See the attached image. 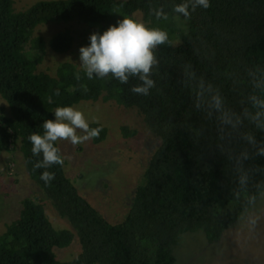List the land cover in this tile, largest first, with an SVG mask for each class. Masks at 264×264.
<instances>
[{
    "label": "trees",
    "instance_id": "16d2710c",
    "mask_svg": "<svg viewBox=\"0 0 264 264\" xmlns=\"http://www.w3.org/2000/svg\"><path fill=\"white\" fill-rule=\"evenodd\" d=\"M50 0L17 11L15 0H0V95L9 115L0 114V156L19 148L31 179L42 192L21 202L18 217L0 234V264H178L177 252L186 234L204 232L211 243L250 209L246 197L234 194L230 165L216 149L217 122L208 118L207 104L218 92L228 108L239 111L252 91V76L264 79V0ZM188 6L189 15L175 11ZM136 14L145 26L168 34L158 46L147 96L131 91L142 82L130 77L120 84L111 77L88 79L73 63L61 64L55 76L40 72L46 42L34 37L52 22H76L102 34L110 25ZM166 17V18H165ZM69 32L56 34L50 48L64 54L74 48ZM90 42L84 46H88ZM39 53L30 57L27 47ZM79 75L80 79H76ZM58 93V94H57ZM115 102L138 111L160 145L147 165L131 209L120 224L109 223L79 192L63 165L36 168L28 137L43 134L41 125L54 119L57 107L82 102ZM102 129L101 144L108 129ZM125 139L136 131L123 128ZM264 164V159L258 161ZM45 171L55 178L45 183ZM67 221L56 228L48 205ZM78 239L81 252L69 262L57 250Z\"/></svg>",
    "mask_w": 264,
    "mask_h": 264
},
{
    "label": "rangeland",
    "instance_id": "374dc122",
    "mask_svg": "<svg viewBox=\"0 0 264 264\" xmlns=\"http://www.w3.org/2000/svg\"><path fill=\"white\" fill-rule=\"evenodd\" d=\"M40 1L50 0H15V8L24 11ZM133 19L145 25L141 14ZM66 31L75 37L74 48L64 54L51 50L53 37ZM93 33L94 29L76 22H52L38 28L34 37H42L47 46L39 71L55 76L58 67L67 62L81 68L79 49L90 42ZM27 49L30 57L37 60L39 53L32 51L30 46ZM73 108L84 114L89 125L99 123L106 127L108 135L99 145L92 140L78 145L58 141L66 174L109 223L120 224L131 209L143 173L160 145L159 139L149 131L144 118L135 109L102 100L82 102ZM1 113L9 115V107L0 95ZM123 128L135 130L136 135L125 139ZM13 148L0 156V234L18 217L24 198L34 193L42 196L26 169L19 148ZM47 213L56 228H69L51 204ZM179 245L178 264H264V201L248 209L218 242L211 243L204 232H197L183 236ZM80 252V242L76 239L71 247L57 250V256L60 261L69 262Z\"/></svg>",
    "mask_w": 264,
    "mask_h": 264
},
{
    "label": "clouds",
    "instance_id": "9594fccd",
    "mask_svg": "<svg viewBox=\"0 0 264 264\" xmlns=\"http://www.w3.org/2000/svg\"><path fill=\"white\" fill-rule=\"evenodd\" d=\"M195 4L210 6L209 0H195ZM175 11L189 15L187 5L177 6ZM89 41L88 46L79 49V65L88 79L111 77L123 85L135 77L142 83L131 91L143 96L156 86L151 78L158 65L154 50L168 42L165 31L125 17L102 34H91ZM250 75L252 91L241 100L239 111L226 107L218 92L212 94L206 111L208 118L217 122L216 149L230 165L234 194L237 198L243 195L247 204L254 206L264 201V164L258 163L264 159V79ZM41 127L43 134L33 133L28 139L33 156H42L35 167L45 169L64 163L56 147L58 141L78 145L97 138L102 130L90 128L84 114L73 107H57L54 119L45 120ZM40 178L47 184L55 176L45 171Z\"/></svg>",
    "mask_w": 264,
    "mask_h": 264
}]
</instances>
